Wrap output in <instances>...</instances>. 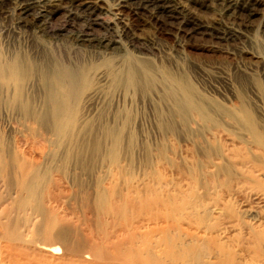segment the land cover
<instances>
[{"label": "bare ground", "instance_id": "bare-ground-1", "mask_svg": "<svg viewBox=\"0 0 264 264\" xmlns=\"http://www.w3.org/2000/svg\"><path fill=\"white\" fill-rule=\"evenodd\" d=\"M186 1L198 0H113L120 19L126 17L122 31L101 24L102 8L91 0H0V5L17 8L20 28L53 42L66 36L77 51L89 53L85 59H66L69 52L60 58L59 50L47 48L36 60L26 52H5L4 47V53L0 51V264H264V87L250 100L242 96L239 105L229 101L228 107L218 106L198 98L182 72L176 75L170 67L157 65L156 71L148 57L128 51L143 49L128 23L139 18L185 38L240 42L243 33L235 21L239 11L262 0H210L219 6L215 11L229 16L238 29L219 20L217 28L193 22L186 15ZM60 11L74 27L53 31L50 21ZM241 53L249 58L234 61L231 70L237 74V86L246 87L256 76L255 64L264 58L258 51ZM93 76L107 80L111 91L125 97L129 92L148 96L156 91L163 100L159 103L169 105L167 112L162 111L166 114L159 115L158 126L167 130L188 123L196 133L182 146L167 142L155 153L148 151L154 165L135 184L123 179L119 170L110 171L92 204L100 221L112 222V238L85 241L74 226L69 241L63 230L66 220L49 217L44 233L52 235L60 226L55 237L63 245H42L36 215L22 226L13 222L24 220L27 210L40 208L41 190H55L58 179L49 178L52 169L83 166V155L73 153L85 150L72 132L93 127L92 116L103 113L92 107L98 89L85 94ZM119 116H104L109 122H103L106 127L131 122L128 116ZM107 137L112 140V134ZM118 139L114 138L115 145Z\"/></svg>", "mask_w": 264, "mask_h": 264}, {"label": "rangeland", "instance_id": "rangeland-1", "mask_svg": "<svg viewBox=\"0 0 264 264\" xmlns=\"http://www.w3.org/2000/svg\"><path fill=\"white\" fill-rule=\"evenodd\" d=\"M91 1L95 2L102 8V14L99 16V22L101 24L116 26L120 29L123 27L122 21H124L126 17L123 16V18L120 19L122 16L118 15L122 14H119L113 9V0ZM211 3L210 0H198L197 2L186 1V15L190 20L203 27L217 28L219 20L221 25L233 24L238 29V25L233 22L234 20L219 11H215V8L219 6L216 4L212 5ZM16 9V7L8 3L0 5L1 52L4 53V50L5 52H15L17 50L15 53L20 52L21 54L23 52V54H25L24 52H26L25 56H33L31 58L37 60L39 59L36 58L37 55L38 57H40L39 55H42L41 51L43 53L44 50L47 51V48H52L51 50L48 49V51H54V53L57 52V55L60 54L58 55L60 58H63L65 53L68 54V52L69 55L64 57L66 59H71L72 57L79 59L84 58V56L85 58L88 57V52L85 55L84 53L86 51L83 50L81 52L76 50L71 38L60 35L58 38L59 42L57 40L56 42H53L51 38H43L39 34L30 30L27 31L26 29L20 28L18 25V17L20 16V13ZM239 16L240 17L236 18L235 21L240 24L239 28L243 33V37L240 42L235 43L218 42L208 38H201L200 36L185 38L182 33H177L176 30L169 31L165 27L159 26L154 22L144 23L141 18L134 19L128 21V23L134 27L133 32L140 43L143 44L142 50L146 51L144 52L139 49L134 52L131 48L128 49L127 47V49L130 53L132 52V55H136V57L137 55L139 58H143L144 56L148 57L147 59L152 66L157 65L159 68H165L166 70L172 69L170 71L176 75L179 74V72L180 75L184 74L185 79L190 82L198 98L206 99L207 102H213L216 105L223 107H228L229 103L230 105H234L235 102V105H239L243 98L244 101L252 99L253 95L257 92L256 90L260 89L259 87H264L263 59L260 64H255V70H258V72H254V75L256 74L254 78L251 80L250 78L248 79V87L237 86V74L234 73V68L233 71L231 70L233 65L240 61L238 59H243L247 56L246 54L241 53L242 49L254 52L258 51L260 56L264 58V0L252 4L248 9L244 8L243 10H240ZM50 24L54 29L53 31L57 32L64 30L62 29L64 27L72 28L74 27L73 25H75L66 17L64 11L55 14L50 21ZM51 45L52 47H50ZM66 46L67 48H65ZM205 49H210L212 52H208ZM63 51L64 53L62 54ZM73 51L77 53H73ZM137 52L145 55H139ZM79 54H83L81 55L82 57ZM247 58L249 57L247 56ZM157 66L155 67L156 71L160 70L157 69ZM182 66L183 70H181ZM168 67H170V69ZM176 69H180L181 71L177 70L176 72ZM257 74L261 78H258L259 76ZM229 81L230 83H228ZM257 83H260L261 85H258ZM254 84L257 87L254 86ZM253 86L255 89H253ZM96 89H98L99 93L95 96V99L92 102V107H96V111H98L96 113H103L92 116L93 127L72 132V135L74 136L73 138L78 144H80L82 150H85L83 153L80 150L73 153V156L76 157H78L79 154L83 155V166H81V168H75V166L71 164L66 170L52 169L49 173V178L52 179L55 177L58 179L55 190H41L38 198L40 208L38 210H27L23 216L24 220H16L13 222L15 225L22 226L25 223H29L28 221L36 215L38 218L36 233H39L40 239L38 240V243L42 245L51 247L63 245L58 238L55 237L56 232L61 229L60 226L52 231V235H45L44 223L49 217L64 218L66 220L65 223V220L62 219L65 223L63 224V230L66 232L69 241L72 240L73 233L76 231L74 226H77L79 239L85 241L91 239L98 243L104 237L106 238L109 236L112 238V222L108 219L100 221L92 204L96 191L100 189L99 186L101 184L103 186L107 181L110 171H113L114 169L119 170L123 179H131L132 183L135 184L142 180L154 165V157L150 158L148 151L155 153L162 144L167 142L168 144H174L173 146H182L189 142L188 139L191 137L192 133H196L195 130H192L189 127L188 123L185 127H178V125H176L174 129L167 130H162L158 126L161 116L160 114H166L164 112H167L169 105L159 103L161 102L162 97L159 95L156 96V91H154L153 94L148 95L150 97L143 95L141 92H138L141 95L137 92H129V95L127 93V97H125L126 94L125 96H122L118 91H111L108 87L107 80L98 79L93 76L92 83L85 94ZM132 94H134L135 97L132 96ZM238 95H240V97ZM128 96H132V98L130 99ZM158 97L161 98L159 99ZM160 104L161 106H158ZM162 106L163 109L165 108L164 110L161 108ZM158 107L160 108L158 109ZM120 109L121 111H119ZM122 109L124 112H122ZM116 110L118 111L116 112ZM130 111L132 112L130 113ZM120 112L122 114H128L122 115ZM118 114L122 117L128 116V119H130L131 122L134 121V123L132 122L133 125L130 122L128 123L129 125L127 124L128 127L126 125V127H121L120 124L119 127V125H117V123H115V125L112 120V124L114 125H109V127L111 126V131L108 132L109 127L108 125L106 127V124L103 121H106L107 116L115 118ZM98 115L102 118L98 117ZM103 118L104 120H102V123L101 119ZM95 120L96 122H94ZM94 124L98 125L95 126ZM104 125L105 127H102ZM109 133L112 134V140L107 137L110 136ZM38 134L39 136L45 135L43 132H39ZM115 137L119 138L117 145H115ZM58 151L61 152V150ZM111 151L115 152V157L112 159L110 157ZM47 185L48 183L46 186Z\"/></svg>", "mask_w": 264, "mask_h": 264}]
</instances>
